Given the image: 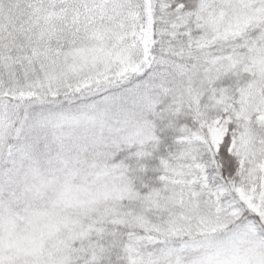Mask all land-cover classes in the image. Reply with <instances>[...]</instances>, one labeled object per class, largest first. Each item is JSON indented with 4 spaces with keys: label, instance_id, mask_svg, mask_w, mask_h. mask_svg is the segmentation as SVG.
<instances>
[{
    "label": "snow or ice",
    "instance_id": "6c2138e0",
    "mask_svg": "<svg viewBox=\"0 0 264 264\" xmlns=\"http://www.w3.org/2000/svg\"><path fill=\"white\" fill-rule=\"evenodd\" d=\"M0 264H264V0H0Z\"/></svg>",
    "mask_w": 264,
    "mask_h": 264
}]
</instances>
